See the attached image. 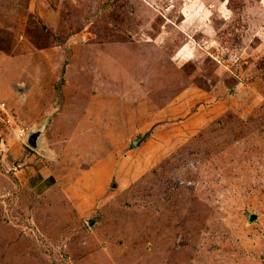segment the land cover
<instances>
[{
	"label": "rangeland",
	"instance_id": "obj_1",
	"mask_svg": "<svg viewBox=\"0 0 264 264\" xmlns=\"http://www.w3.org/2000/svg\"><path fill=\"white\" fill-rule=\"evenodd\" d=\"M0 104V264H264V0H0Z\"/></svg>",
	"mask_w": 264,
	"mask_h": 264
},
{
	"label": "crops",
	"instance_id": "obj_2",
	"mask_svg": "<svg viewBox=\"0 0 264 264\" xmlns=\"http://www.w3.org/2000/svg\"><path fill=\"white\" fill-rule=\"evenodd\" d=\"M41 136V135H40ZM40 138V137H39ZM9 156L11 158L10 161L13 162V165L16 163L15 161H17L19 159V162L20 161H24L23 163L25 164L26 162L30 163V164H33V163H38V160L36 159V155L34 154L33 157H30V158H26V155H23L22 152H21V146H16L14 148H12V152H9ZM26 158V159H25ZM24 159V160H23ZM19 166V164H18ZM35 167V166H34ZM38 165L31 169L32 167H26L25 170H28L29 172H33L34 175H37V173H39V170L37 169ZM37 169V170H36ZM39 185V184H38ZM37 187V186H35Z\"/></svg>",
	"mask_w": 264,
	"mask_h": 264
},
{
	"label": "water",
	"instance_id": "obj_3",
	"mask_svg": "<svg viewBox=\"0 0 264 264\" xmlns=\"http://www.w3.org/2000/svg\"><path fill=\"white\" fill-rule=\"evenodd\" d=\"M40 135H41V132L40 131L31 133L27 137V140H26L28 146H30L32 148H36L37 147V144H38V139H39Z\"/></svg>",
	"mask_w": 264,
	"mask_h": 264
},
{
	"label": "built area",
	"instance_id": "obj_4",
	"mask_svg": "<svg viewBox=\"0 0 264 264\" xmlns=\"http://www.w3.org/2000/svg\"><path fill=\"white\" fill-rule=\"evenodd\" d=\"M0 111H5V105L4 104H0ZM20 135H22L25 139H27L26 137H28L27 136L28 135L27 133L26 134L20 133Z\"/></svg>",
	"mask_w": 264,
	"mask_h": 264
}]
</instances>
